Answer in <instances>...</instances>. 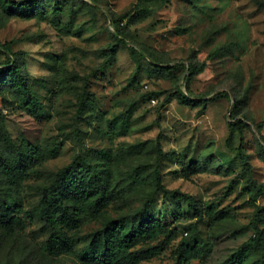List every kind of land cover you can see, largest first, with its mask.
Here are the masks:
<instances>
[{
  "label": "rangeland",
  "instance_id": "1",
  "mask_svg": "<svg viewBox=\"0 0 264 264\" xmlns=\"http://www.w3.org/2000/svg\"><path fill=\"white\" fill-rule=\"evenodd\" d=\"M60 1L59 11L57 0H40L18 16L0 0V69L18 64L39 102L29 112L5 86L0 128L41 155L14 180L21 210L0 225V264H91L90 235L147 200L152 214L176 215L178 229L137 243L117 264H176L192 239L200 252L191 264L242 252L243 264H264L253 246L256 227L264 243V0ZM179 90L198 105H181ZM83 162L103 172L106 204L65 203L77 227L55 208L51 220L41 216L43 188ZM160 164L164 187L194 197L201 216L157 195Z\"/></svg>",
  "mask_w": 264,
  "mask_h": 264
},
{
  "label": "trees",
  "instance_id": "2",
  "mask_svg": "<svg viewBox=\"0 0 264 264\" xmlns=\"http://www.w3.org/2000/svg\"><path fill=\"white\" fill-rule=\"evenodd\" d=\"M147 0H140L143 3ZM9 12L26 16L35 13L40 7V0H5ZM62 2L57 0L55 11H59ZM114 52L115 48L109 49ZM162 70L171 68L161 67ZM190 73L195 74V68H190ZM8 87L19 95L29 112L37 110L38 100L35 97L30 82L22 68L11 61L0 69V91ZM175 99L184 106L195 107L198 101L186 95L182 90L177 91ZM232 133L241 131L239 124H231ZM160 157L164 155L161 144L158 145ZM239 155L245 167H249L248 157L240 149ZM40 153L34 146H18L12 139L9 131L0 128V225L9 226L13 216L19 215L21 205L17 197L15 179L27 176L34 164L39 160ZM157 195L181 200L188 204L189 209L197 216H201L200 208L194 197L181 191L166 189L161 177V164L155 173ZM93 201L91 198L95 197ZM109 196L108 184L102 171L86 162L73 163L55 174L54 180L42 190V204L38 213L51 220L48 212L55 208L60 212V221L64 224L77 227L79 220L76 214L69 212L65 203L83 204L90 201L98 209L106 204ZM154 200H147L140 209L126 217L110 220L104 227L90 235L85 249V259L91 264H117L121 257L128 254L137 243L153 240L162 235L174 234L178 229V217L169 214H152L150 208ZM45 205V206H44ZM76 215V216H75ZM260 217L258 214L256 220ZM257 235L253 240L256 249L264 250L263 237L260 229L256 227ZM55 244L67 245L68 240L54 237ZM52 239V240H53ZM51 244V243H50ZM147 253L152 250L146 251ZM200 252L199 242L195 239L183 241L177 251L176 264H191V260ZM245 253V252H244ZM243 252L233 255L225 264H243Z\"/></svg>",
  "mask_w": 264,
  "mask_h": 264
}]
</instances>
